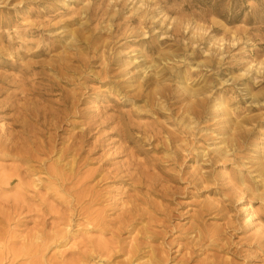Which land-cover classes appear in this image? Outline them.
I'll use <instances>...</instances> for the list:
<instances>
[{"label": "rangeland", "instance_id": "obj_1", "mask_svg": "<svg viewBox=\"0 0 264 264\" xmlns=\"http://www.w3.org/2000/svg\"><path fill=\"white\" fill-rule=\"evenodd\" d=\"M66 56L72 68L52 71ZM23 87L32 91L27 122L1 113L0 130L31 153L44 148L45 172L59 154L71 162L81 148L77 193L94 188L103 199L93 210L115 222L92 230L80 220L79 233L48 255L54 264L124 260L137 233L118 232L115 214L134 192L127 176L112 173L150 158L162 160L179 191L167 242L180 237L184 245L196 214L206 232L232 225L225 238L234 244L264 237V0H0V106ZM81 131L88 141L73 147ZM17 164L0 158V203H43L51 221L72 211L41 169L22 173V190L8 187ZM249 213L258 229L247 225ZM24 217L19 234L42 219ZM179 247L168 252L172 260L184 254ZM243 250L240 264H264L260 250ZM100 252L110 258L99 261Z\"/></svg>", "mask_w": 264, "mask_h": 264}, {"label": "bare ground", "instance_id": "obj_2", "mask_svg": "<svg viewBox=\"0 0 264 264\" xmlns=\"http://www.w3.org/2000/svg\"><path fill=\"white\" fill-rule=\"evenodd\" d=\"M69 61H71L69 57H62L53 65L52 71L64 74V71H68V68L71 67L68 64ZM4 90L6 89L3 88ZM20 92V94L8 95L6 102L0 106L4 108L0 114L17 111L18 120L27 122L24 113H26V108L30 102L29 93L32 91L24 88ZM161 96L166 97L164 93ZM196 108H200V104H197ZM192 110L196 112V109ZM88 134L85 131L79 132L73 147L78 148L80 144L87 142ZM176 136L172 137V142ZM161 144L163 143L161 142ZM170 145L169 140V143L165 145L166 151H170L168 148ZM80 151L81 148L71 162H65L64 154H59L54 167L45 172L46 159L41 157L46 155L44 148L31 153L21 145L16 134L8 130H0V158H8L18 163L13 169V174L8 175L5 184L8 187L22 190L24 185L20 177L22 173L29 175L33 172L37 173L38 169H41V174H47L49 181H53L58 186L59 192L70 199V204L72 203V211L69 214H60L55 217V221H51L54 218L53 214L43 203L37 208L25 205L26 202L21 200L16 201L15 204H11V202L0 203V264H54L48 255L53 249L79 233L77 229L80 226V220L86 221L88 228L92 230H98L94 228H101L107 224H115L114 220H107V210H93L102 203L103 196L99 192L93 188L77 193L81 186H84L76 173L77 157H79ZM175 157H178L177 152H175ZM161 163L162 160L154 158H150L144 164L131 161L127 166H124L126 167L125 170L117 169L116 173H112L116 178L120 177V180H124L127 176L132 182L131 190L134 192L130 196V200L126 204L124 203L121 209L117 210L118 213L115 214L118 216L116 229L118 232L128 230L131 234L137 233L136 239L132 241V243L135 242L133 245L135 247L125 251L123 262L116 261V264H141L145 259H148V264H240L239 259L245 253L243 250L245 247L256 248L264 254V237L257 239L251 246H246L242 241L234 244L233 240L225 238L227 230H231L232 225L227 224L226 227L220 228L222 230L206 232L203 225L205 222L203 214H196L193 217L194 222L191 227L182 233V236H186L187 240L184 245L181 244L180 237L173 239L172 242H167L168 222L173 219L176 210L173 207V199L177 197L179 191L176 187L168 185L170 182H174V177L168 179V176L158 167ZM159 170L161 171L160 174L158 173ZM131 190L129 191L131 192ZM155 196L165 198L169 204L167 206L158 205L152 198ZM115 206L117 205L115 204ZM116 209L114 208V210ZM216 210L219 213H224L225 208L221 206ZM25 211L34 212L39 219L40 216L42 219L33 230L22 231L19 234L17 229L22 228L26 223ZM247 225L249 227L254 226L255 229L259 228L258 225H255L251 213L248 214ZM174 244L180 245L179 252L184 251L179 261L172 260L168 253ZM115 249L117 250V247ZM99 254L101 255L99 261L110 258L106 252ZM83 258L85 256L73 264H82ZM249 258L253 261L250 255L246 256L245 260L249 261Z\"/></svg>", "mask_w": 264, "mask_h": 264}]
</instances>
